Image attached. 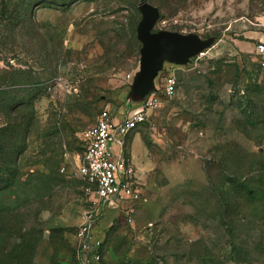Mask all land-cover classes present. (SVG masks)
<instances>
[{"label": "rangeland", "instance_id": "rangeland-1", "mask_svg": "<svg viewBox=\"0 0 264 264\" xmlns=\"http://www.w3.org/2000/svg\"><path fill=\"white\" fill-rule=\"evenodd\" d=\"M141 2L159 10L154 32L212 43L154 80L155 107L126 139L142 200L100 238L102 264H264V0H0V110L34 103L18 177L0 195V235L13 236L0 264H72L83 134L102 110H124Z\"/></svg>", "mask_w": 264, "mask_h": 264}, {"label": "built area", "instance_id": "built-area-1", "mask_svg": "<svg viewBox=\"0 0 264 264\" xmlns=\"http://www.w3.org/2000/svg\"><path fill=\"white\" fill-rule=\"evenodd\" d=\"M255 54L264 59V41L255 46ZM175 86V79L167 77L163 83L165 94L173 93ZM156 102L149 94L134 107L135 103L128 98L123 111L102 110L95 124L84 132L75 177L87 201L75 234L77 246L72 264H102V241L93 229L108 210L128 205L121 212L129 223L132 222L129 205L142 200V188L126 154V139L146 121Z\"/></svg>", "mask_w": 264, "mask_h": 264}, {"label": "water", "instance_id": "water-1", "mask_svg": "<svg viewBox=\"0 0 264 264\" xmlns=\"http://www.w3.org/2000/svg\"><path fill=\"white\" fill-rule=\"evenodd\" d=\"M138 11L141 19L136 27V38L141 47L139 71L134 75L130 85L129 98L133 102L142 101L154 90V80L163 68L164 62L185 64L212 43V39L201 40L195 34L154 32L160 17L158 8L147 2H141Z\"/></svg>", "mask_w": 264, "mask_h": 264}, {"label": "trees", "instance_id": "trees-1", "mask_svg": "<svg viewBox=\"0 0 264 264\" xmlns=\"http://www.w3.org/2000/svg\"><path fill=\"white\" fill-rule=\"evenodd\" d=\"M30 5L31 3H28V7ZM31 12L30 8V16ZM37 93L38 91L32 90L33 95L31 96ZM30 99L32 97L29 98L28 103H12L10 107L0 110L8 118L4 126L0 128V195L6 193L15 184L19 171V159L27 150V139L34 121V103H30ZM21 106L23 108L19 110ZM20 116H22V121L16 123ZM49 180V183L53 181L52 184L56 182L55 178ZM19 230L20 227L17 228V231ZM12 237L5 232L0 235V263L8 257Z\"/></svg>", "mask_w": 264, "mask_h": 264}, {"label": "crops", "instance_id": "crops-1", "mask_svg": "<svg viewBox=\"0 0 264 264\" xmlns=\"http://www.w3.org/2000/svg\"><path fill=\"white\" fill-rule=\"evenodd\" d=\"M132 141H133V138H132ZM152 203L153 202L149 200H145L144 207L146 208L147 206H149V204L152 205ZM127 206L128 205H121L120 209H110L106 212L104 218L98 223V225L95 227V230H94L95 231L94 234L98 239H100L102 236H105L107 234V232L109 231L108 228L111 226L113 221H115V219H117L118 216L122 214L121 210ZM129 206H133V205L130 204ZM133 211H135L134 207H133Z\"/></svg>", "mask_w": 264, "mask_h": 264}]
</instances>
